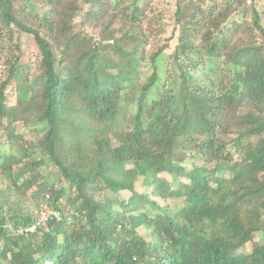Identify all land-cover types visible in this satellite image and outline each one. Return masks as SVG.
I'll return each mask as SVG.
<instances>
[{
	"label": "trees",
	"instance_id": "trees-1",
	"mask_svg": "<svg viewBox=\"0 0 264 264\" xmlns=\"http://www.w3.org/2000/svg\"><path fill=\"white\" fill-rule=\"evenodd\" d=\"M163 1L0 0V264H264L262 9Z\"/></svg>",
	"mask_w": 264,
	"mask_h": 264
},
{
	"label": "rangeland",
	"instance_id": "rangeland-1",
	"mask_svg": "<svg viewBox=\"0 0 264 264\" xmlns=\"http://www.w3.org/2000/svg\"><path fill=\"white\" fill-rule=\"evenodd\" d=\"M165 1H168V0H164L162 5H164ZM258 2L260 4V9H262V14L264 16V0H258ZM171 8H172V6H171ZM172 42H173V40H172ZM24 45L25 46L26 45H31V43L29 41H27V40H24ZM14 86H15V84H14L13 81L8 86L9 87L8 89H10V95H11L10 96V100H11V102H14V100H15L14 93H13L14 92ZM21 86H23V85L21 84ZM245 107L249 110L251 108V104L249 102L245 103ZM16 130L17 131L26 132L25 129L23 130L21 128H18ZM85 133L89 134V135H97L102 140V142L104 143L105 148H107L106 147V141H107L106 133L101 127H98L95 124H92L91 126H89V128L86 130ZM85 142L88 145V152L92 156L93 162H96L98 159H102L104 161H110L111 158H110V156L108 154L107 149H105L104 153L100 154L101 156H99V154L95 150V147L90 145V143H89V141L87 139H86ZM9 147L14 149V150H16L17 152L21 151V149H19L17 147L15 140H12L10 143L9 142H5V143L1 144V148L2 149H7ZM56 154L59 156L60 159H62V160L65 159L62 142H60V144L56 147ZM238 155H239V153L238 154L235 153L234 154V158H237ZM220 166H221V169H222V172L224 173V175L228 176L230 174V172H229L230 171V168H229L230 166L226 165V164H222V163H221ZM49 168H50V170L53 173H57V169L55 167L54 168L49 167ZM253 178H254V175H249L246 180L247 181H251V180H253ZM8 184H9L8 180L5 178V176L0 174V186L8 185ZM170 204H171L172 208H174L173 203H170ZM65 210H66V208H65ZM41 216H43V214ZM136 231L138 233L142 234L146 238H150V239L152 238V235L150 233L151 231L148 228H146L145 226H141V227L137 228ZM263 239H264V234L260 232V233L257 234V237L255 238V241H261ZM249 249H250V244L248 243V244H246L245 246H243L241 248V251L242 252H247V251H249Z\"/></svg>",
	"mask_w": 264,
	"mask_h": 264
},
{
	"label": "built area",
	"instance_id": "built-area-1",
	"mask_svg": "<svg viewBox=\"0 0 264 264\" xmlns=\"http://www.w3.org/2000/svg\"><path fill=\"white\" fill-rule=\"evenodd\" d=\"M51 218L59 219L60 218L59 211L52 210L46 214H43V216H41L35 224L28 226L26 228L17 227L16 229H14L13 233L18 236L24 235L27 232L31 233L36 229L37 226H39L41 223H44L45 221Z\"/></svg>",
	"mask_w": 264,
	"mask_h": 264
}]
</instances>
